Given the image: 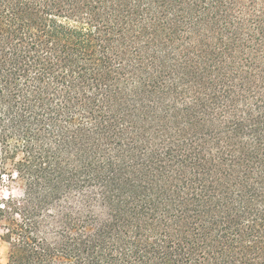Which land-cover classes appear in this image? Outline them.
Instances as JSON below:
<instances>
[{"label":"trees","instance_id":"trees-1","mask_svg":"<svg viewBox=\"0 0 264 264\" xmlns=\"http://www.w3.org/2000/svg\"><path fill=\"white\" fill-rule=\"evenodd\" d=\"M6 264H264V0H0Z\"/></svg>","mask_w":264,"mask_h":264},{"label":"rangeland","instance_id":"rangeland-1","mask_svg":"<svg viewBox=\"0 0 264 264\" xmlns=\"http://www.w3.org/2000/svg\"><path fill=\"white\" fill-rule=\"evenodd\" d=\"M19 186L16 184H12V186L1 187L0 193L2 196H8L9 194H17ZM7 251L8 244L0 238V264H6L7 262Z\"/></svg>","mask_w":264,"mask_h":264}]
</instances>
